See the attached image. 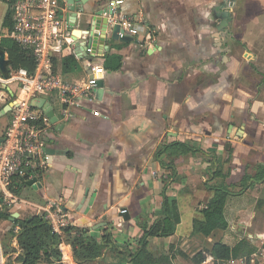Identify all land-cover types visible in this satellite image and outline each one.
<instances>
[{"label":"crops","instance_id":"0c3cea01","mask_svg":"<svg viewBox=\"0 0 264 264\" xmlns=\"http://www.w3.org/2000/svg\"><path fill=\"white\" fill-rule=\"evenodd\" d=\"M9 12L8 0H0V38ZM115 14L153 29L154 43L142 33L130 42L113 39L109 30L104 44L92 46L96 54H89L86 28L76 24L77 59L64 71L63 56H55L53 70L79 85L98 76L105 86L97 88L98 101L81 100L68 120L60 102L44 96L59 120L43 137L47 164L35 177L41 184L17 186L12 216L37 214L35 207L58 199L73 225L100 241L108 233L120 250L135 252L143 234L137 221L143 214L155 219L165 191L177 199L181 222L171 236H150L148 249L169 255L171 264H197L193 257L208 251L199 264H217L209 251L225 232L195 233L193 224L198 204L213 195V164L233 190L243 188L247 168L254 173L264 166V0H123ZM65 20L72 16L65 12ZM9 86L14 97L4 89L11 100L0 112L12 107L0 115V141L17 102L15 86ZM176 141L197 151L157 155ZM239 207L235 227L257 249L224 264H264V182L251 203ZM104 216L108 225L93 230ZM84 217L89 224L81 225ZM13 220H0V264L20 253ZM94 264L129 263L108 247Z\"/></svg>","mask_w":264,"mask_h":264},{"label":"built area","instance_id":"2783aa9c","mask_svg":"<svg viewBox=\"0 0 264 264\" xmlns=\"http://www.w3.org/2000/svg\"><path fill=\"white\" fill-rule=\"evenodd\" d=\"M66 0H8L11 11L12 28L6 35L32 51L36 69L11 70L10 84H14L17 102L12 109V119L3 139L0 141V198L9 205L19 200L13 188L21 180L28 181L37 176L47 164L43 137L51 121L42 108L32 105L34 99L57 92L64 120L72 116V108L81 105V100L98 101V76L92 75L90 82L79 85L67 80L53 70V58L62 56L64 47L74 48L77 33L65 20ZM113 9L123 0H113ZM114 14L111 21L121 26L120 37L145 34L149 45L154 43L153 29L142 21ZM87 35V34H86ZM88 36V35H87ZM88 40V39H86ZM96 54L92 45L86 49ZM50 222L54 232L62 239L58 243L60 259L63 264H76L73 244L65 238V229L73 225L69 211L62 201L48 199L35 207Z\"/></svg>","mask_w":264,"mask_h":264},{"label":"trees","instance_id":"16d2710c","mask_svg":"<svg viewBox=\"0 0 264 264\" xmlns=\"http://www.w3.org/2000/svg\"><path fill=\"white\" fill-rule=\"evenodd\" d=\"M4 26L10 30L12 28L11 12L8 13ZM0 48L4 49L12 60L11 70L26 68L29 72L36 69V61L32 51L23 47L6 34L0 38ZM63 68L68 71L70 64L77 59L74 49L69 46L64 47ZM55 59H53L54 61ZM197 148L189 143L176 141L165 144L157 152V155L167 153L169 155H182L195 152ZM215 182L209 186L213 191L210 199L200 202L197 206L198 217L194 220V232L210 235L215 229H222L225 234L221 240L216 242L211 251L217 264H224L229 260H234L243 256H250L256 251V247L236 229V214L239 206L249 204L253 200V190L264 182V166L260 165L257 171L251 173V168H247L241 180L240 190H233L232 184L226 181V175L216 164L212 167ZM20 183V182H19ZM19 188L27 183L21 180ZM13 194L18 195L19 190L13 188ZM258 206H262L263 201L256 199ZM155 219L151 222L148 215H141L137 225L143 231L139 238V247L135 252L126 249L120 250L111 241V235L106 233L103 241L97 236L89 233L86 227L69 225L65 229V238L74 247L75 258L78 264H94L100 258L106 248L129 264H171L169 255L157 257L148 249V238L150 236L168 237L173 235L181 222V213L178 201L175 197H170L163 192L161 208L154 214ZM12 213L9 204L0 198V220H10ZM14 227L18 226L19 231L11 234L16 237L20 253L15 259L9 258L6 264H41L42 259H46L48 264H63L60 259L58 243L62 237L54 232L50 222L42 214H34L26 218H15ZM208 252V251H207ZM207 252H199L193 257L197 264L204 262ZM5 255L7 252L5 251Z\"/></svg>","mask_w":264,"mask_h":264},{"label":"water","instance_id":"95a60500","mask_svg":"<svg viewBox=\"0 0 264 264\" xmlns=\"http://www.w3.org/2000/svg\"><path fill=\"white\" fill-rule=\"evenodd\" d=\"M90 0H66L64 5L66 7V14L72 16V20L69 24V26L74 31L79 34V30L75 29V26L77 23L82 22L84 27L86 28V34L89 36V43L88 45H92L93 47H97L99 43H105L108 32L110 30L111 37L113 39H120L121 41L130 42L132 41V37L129 35H126L124 37L119 36V32L121 31V26L117 22H112L110 17L115 14V10L113 9L112 4L114 1L109 0H97L94 4H90ZM65 15V13H64ZM226 18H230L227 16ZM227 23V21H226ZM76 45H80V42L78 41ZM11 65L12 60L7 57L6 51L2 48H0V74L2 79H0V88L6 89L9 91V93L14 97V91L9 86L8 80L11 78ZM94 83H96L97 87L103 88L105 86V82L103 79L95 80ZM32 105L37 108H42L47 116L49 117L51 123H57L58 117L55 114V111L53 109V106L51 102L46 99L45 97H40L37 99H34L32 101ZM12 105L6 106L4 110L0 112V115L4 114L5 111L10 110ZM231 146V143L227 144V147L229 148ZM47 153H50L49 150H46ZM27 184L30 186L36 187V184L40 185L41 183L38 182L36 178L30 179L27 181ZM121 214L124 216V218L127 220L129 219L130 215L125 207L122 208ZM16 214H14L10 220H13ZM108 216L103 217V222H100L92 227V229H98L101 227H105L108 225L107 222ZM89 219L87 218H81L80 223L81 225H87L89 224Z\"/></svg>","mask_w":264,"mask_h":264},{"label":"rangeland","instance_id":"374dc122","mask_svg":"<svg viewBox=\"0 0 264 264\" xmlns=\"http://www.w3.org/2000/svg\"><path fill=\"white\" fill-rule=\"evenodd\" d=\"M0 79H2L1 74H0ZM12 85H14V84H12ZM9 97H10V95L8 94V92L6 90H4L3 88H0V107L2 105H4V103H6L7 100L8 101L11 100ZM51 100H53L54 102H58L59 103V95H58L57 92L52 94ZM6 249H8V247Z\"/></svg>","mask_w":264,"mask_h":264}]
</instances>
